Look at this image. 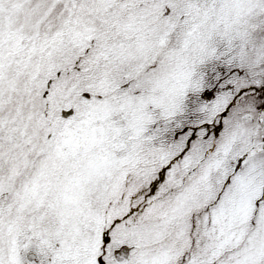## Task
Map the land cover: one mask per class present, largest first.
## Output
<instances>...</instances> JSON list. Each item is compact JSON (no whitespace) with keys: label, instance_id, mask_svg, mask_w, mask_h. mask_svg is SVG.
Returning <instances> with one entry per match:
<instances>
[{"label":"snow or ice","instance_id":"1","mask_svg":"<svg viewBox=\"0 0 264 264\" xmlns=\"http://www.w3.org/2000/svg\"><path fill=\"white\" fill-rule=\"evenodd\" d=\"M0 264H264V0H0Z\"/></svg>","mask_w":264,"mask_h":264}]
</instances>
